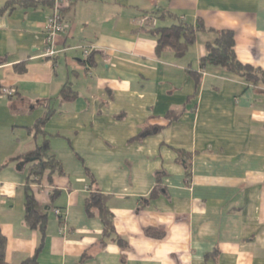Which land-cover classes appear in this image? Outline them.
Masks as SVG:
<instances>
[{
    "label": "crops",
    "instance_id": "obj_1",
    "mask_svg": "<svg viewBox=\"0 0 264 264\" xmlns=\"http://www.w3.org/2000/svg\"><path fill=\"white\" fill-rule=\"evenodd\" d=\"M52 9L0 0L6 263L264 264V82L201 65L216 31L230 29L238 59L264 70V0H74L57 55L44 59ZM180 20L205 30L184 56L158 51L151 29ZM83 47L94 50L85 57ZM65 84L74 99H62ZM45 105L56 112L36 133ZM146 126L160 131L137 138ZM46 139L62 170L29 183L25 155ZM27 187L47 214L44 237L25 220ZM95 192L108 195L107 237L87 209Z\"/></svg>",
    "mask_w": 264,
    "mask_h": 264
},
{
    "label": "trees",
    "instance_id": "obj_2",
    "mask_svg": "<svg viewBox=\"0 0 264 264\" xmlns=\"http://www.w3.org/2000/svg\"><path fill=\"white\" fill-rule=\"evenodd\" d=\"M1 11V10H0ZM159 19H164L166 14L170 12H156ZM200 30H205V26L202 21L194 26L193 24L185 21H178L172 24H161L160 26L151 29L152 33L157 36V48L158 51H162L165 48H172L179 56H184L189 47L195 42L196 34ZM216 38L213 42H209L206 45L207 52L201 59V65H214L221 66L224 69L240 74L248 81L256 84L264 82V70L256 68L250 64L242 63L235 51V34L233 30L224 29L216 31ZM77 91L73 89L71 84H65L61 90V97L63 100L69 101L77 96ZM44 114L39 118L34 125L36 133L43 132L44 125L56 112L55 108H49L45 105ZM160 131V127L146 126L139 133L137 138H143L149 134L157 133ZM178 159H188L190 154L184 150H178ZM25 158L31 161L29 183L31 181H40L45 171H50L49 176L54 172H61V164L59 160L52 154H50L49 141L46 139L38 148L26 153ZM29 186V185H28ZM156 191L153 193V197L156 196ZM108 195L95 192L87 198V209L89 214H94V210L100 215L104 222L105 237L110 236L115 231L113 214L107 206ZM25 220L27 225L32 229H38L41 231L43 237L47 229V214L39 210L37 206V199L32 193L31 189H26V201H25ZM146 232L150 236H162V232L147 228ZM122 242L123 239H119ZM5 236L2 234L0 228V264H7L5 261ZM42 246V244H41ZM41 246L38 248H41ZM20 264H40L37 255L24 259Z\"/></svg>",
    "mask_w": 264,
    "mask_h": 264
},
{
    "label": "built area",
    "instance_id": "obj_3",
    "mask_svg": "<svg viewBox=\"0 0 264 264\" xmlns=\"http://www.w3.org/2000/svg\"><path fill=\"white\" fill-rule=\"evenodd\" d=\"M53 4V11L47 19L46 28H45V41L43 49L40 53V56L44 59L54 58L57 53V41L60 32L64 28V16L63 9L70 6L74 0H51ZM146 17L144 20L148 19ZM94 50V47L88 48L83 47V54L85 57H88L91 52ZM4 92L7 94H12L10 89H4ZM57 214H61V210H56Z\"/></svg>",
    "mask_w": 264,
    "mask_h": 264
}]
</instances>
